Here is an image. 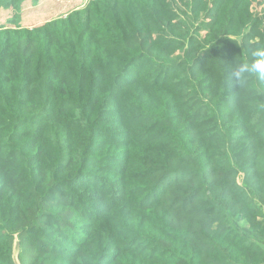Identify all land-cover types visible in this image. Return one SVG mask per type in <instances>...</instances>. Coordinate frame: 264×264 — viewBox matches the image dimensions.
<instances>
[{
	"label": "trees",
	"instance_id": "obj_1",
	"mask_svg": "<svg viewBox=\"0 0 264 264\" xmlns=\"http://www.w3.org/2000/svg\"><path fill=\"white\" fill-rule=\"evenodd\" d=\"M25 1L0 0V264H264V83H226L264 0H93L31 29Z\"/></svg>",
	"mask_w": 264,
	"mask_h": 264
},
{
	"label": "rangeland",
	"instance_id": "obj_2",
	"mask_svg": "<svg viewBox=\"0 0 264 264\" xmlns=\"http://www.w3.org/2000/svg\"><path fill=\"white\" fill-rule=\"evenodd\" d=\"M90 1L93 0H37L36 2L26 0L21 6L20 14L10 12L9 15H16L17 17L19 15L25 19L22 25L31 29L36 26L35 24L41 25L70 11L83 9ZM17 250L15 244L13 250L15 258L17 257Z\"/></svg>",
	"mask_w": 264,
	"mask_h": 264
},
{
	"label": "clouds",
	"instance_id": "obj_3",
	"mask_svg": "<svg viewBox=\"0 0 264 264\" xmlns=\"http://www.w3.org/2000/svg\"><path fill=\"white\" fill-rule=\"evenodd\" d=\"M252 78L264 83V45L253 48L250 63L232 67L228 72L226 83L239 88L245 86ZM257 107L264 110V103L258 104Z\"/></svg>",
	"mask_w": 264,
	"mask_h": 264
},
{
	"label": "water",
	"instance_id": "obj_4",
	"mask_svg": "<svg viewBox=\"0 0 264 264\" xmlns=\"http://www.w3.org/2000/svg\"><path fill=\"white\" fill-rule=\"evenodd\" d=\"M13 260H14V264H19L15 257L13 258Z\"/></svg>",
	"mask_w": 264,
	"mask_h": 264
}]
</instances>
